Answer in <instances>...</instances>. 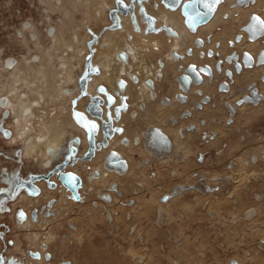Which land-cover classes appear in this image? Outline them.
<instances>
[{
	"label": "rangeland",
	"instance_id": "1",
	"mask_svg": "<svg viewBox=\"0 0 264 264\" xmlns=\"http://www.w3.org/2000/svg\"><path fill=\"white\" fill-rule=\"evenodd\" d=\"M111 2V0H61L57 5L56 2L54 4V0H0V81H8L5 78L7 74L5 72L8 70L4 72L2 69V61L8 57L20 61L18 74L22 73L18 91L14 92L11 98L13 102L12 108L9 107L10 116L4 124L12 131L14 140L10 139L12 135L6 138L0 132V192H9L18 176L27 178L31 174H47L64 160L71 141L76 137L80 138L77 144L78 154L80 149H84L81 155L87 151L88 146L85 142L87 130L83 120L78 119L76 115L80 113L84 119V108L75 109V96L55 103L53 95H57L56 81L60 78L66 81L68 74H71V65H74L73 73L78 81L79 92V79L86 70L88 52L82 55L78 53L77 47L81 46L78 42L83 37L86 38L87 47L90 40L89 26L101 32L109 23L108 11L114 6ZM255 3H257L256 7H261L264 0H257L253 4ZM27 21L33 23L32 29L39 30L38 36L42 42L39 45L40 49L31 43V50H28L24 45L25 42L20 41L22 39L20 31L24 30L23 23ZM49 27L55 29L56 39L47 35ZM217 29V33H221L223 27L219 26ZM98 43L96 53L101 52ZM43 47L46 51V63L49 61L51 64L52 60L51 67L56 72L60 63L65 62L66 66L68 63L61 77L53 79L49 76L50 83L48 80L46 83L41 77L37 66L25 65L24 60L26 56L36 54L41 56ZM161 47L166 57L167 53L164 52L167 48L165 45ZM194 50L199 49L194 48ZM76 53L79 55H75ZM160 56L162 55H158V58ZM80 59L82 64L78 63ZM150 60L154 64L155 56H149L148 61ZM94 63L99 65L95 60ZM165 68L169 73H175L173 72L175 68L171 64L166 65ZM32 82L36 83L34 90L30 85ZM214 82L213 78L209 83ZM216 82L218 83L214 95L205 94L200 90L202 94H199V99L193 102L192 109L186 106L176 111L179 114L186 110L182 118V114H179L178 120L190 119L188 115L193 116L192 121L198 120L199 125L203 127L201 131L203 133L193 136L195 145L190 147L191 150L186 154L182 151L175 154L173 149L174 156L171 158L172 153L168 154L167 150L152 147L155 153L168 158L167 160L170 159L167 165L160 162L156 156L149 154V149L143 145L142 131L145 127L154 124L146 123L145 112L139 115L138 120L124 115L121 123L125 131L127 129L128 135L140 126L142 129L132 140L124 131L125 135L120 134L119 144L121 146L142 144L143 148H136L132 153L133 162L126 157L128 165L121 172L110 171L105 167L104 159L108 151L103 157L100 168L93 171L97 170L99 173L101 170L110 171L117 177H124L128 175L132 166L133 173L136 174L134 175L142 178L143 174L137 175L140 172L138 169L145 168L146 180L150 185L146 186L136 179L137 182L133 183L131 190L126 192V186L122 188L119 180H111L109 185L101 184V194L97 197L86 198L84 180L86 177L89 181L94 179L90 177L91 173L86 177L85 173L89 172V166L97 164L103 153L101 151L107 147L101 145L96 149L92 159L79 158L80 160L70 165V167L79 166L78 174L82 178L79 200L72 198L71 191L59 183L57 177H53L57 182L55 188L49 186L45 180H40L38 185L41 192L37 195H30L24 187L19 186L11 199H5L0 205L2 264H264V108L240 114L237 110L242 104H249L257 109L260 103L264 102V96L260 97L263 89L260 87L259 78L250 84L244 83L239 86L235 85L234 80H230L234 92L239 93V97L235 103L227 104L226 108L221 95L228 92L222 86L218 89L220 80ZM160 83L162 92L172 95L174 92L172 84L170 85L167 79ZM9 87L7 84L2 87L0 82L1 95L6 94ZM68 87L76 88L72 83L68 84ZM253 89L260 90L256 93L255 100H251L249 95H246L252 93ZM36 90L42 96H39ZM234 92L224 98H235ZM23 94L21 103L18 96ZM143 94L148 97L147 92L143 90L141 99ZM208 95L210 97L207 98ZM160 96L158 99L164 107L171 105L170 97L171 103L167 105L164 99L166 96ZM35 100L38 101L37 105L33 103ZM191 101L190 98L186 103ZM210 101L215 104L208 103ZM218 101L223 103L224 112L219 116L215 115V118H210L207 112L216 108ZM194 103L197 105L194 106ZM254 103L257 104L256 107L253 106ZM59 104L64 105L65 111H58ZM21 106L33 108V123L38 122L42 117L51 120L50 114L61 121V124L63 123V147L53 166H45L44 162L47 158L40 155L44 152V147L48 146L43 142L48 133L45 125L39 127L37 131L36 129L30 131L35 135L34 143L37 147L32 155H25L23 139L17 134V126L12 125V117L18 115L17 112L20 110L18 108ZM156 107L157 104L152 102L146 113L152 112ZM225 111L228 114L226 120H224ZM174 116L163 120L169 119L170 124L176 126L177 123L173 124V119L176 118ZM126 119H131L134 124L128 125ZM154 120L155 123L159 122L156 118ZM189 124L188 129L192 132L196 126L192 122ZM216 126L223 128L224 131L222 133L214 131L209 137L206 133ZM179 136L182 137L180 134ZM136 137L140 138L138 145L134 142ZM96 140L101 141L98 136ZM186 140L184 139L180 144ZM38 147H43V150H37ZM96 153L99 156L95 159ZM146 158H154L155 161L151 160L147 165ZM80 161H89V164L82 165ZM112 184L114 190L111 189ZM176 190L181 192L175 195L173 193ZM183 192L186 193L181 195ZM28 197L33 198L28 199ZM174 197L176 198L170 201ZM60 198L63 202L60 201L55 209L53 205L48 207L45 204L50 200H55L56 203ZM92 200H100L103 203L97 207L98 209L100 207V211L92 209L95 208L92 206L94 202ZM168 201L169 204H166ZM135 206L136 208H133ZM37 259L42 261L38 262Z\"/></svg>",
	"mask_w": 264,
	"mask_h": 264
},
{
	"label": "flooded vegetation",
	"instance_id": "2",
	"mask_svg": "<svg viewBox=\"0 0 264 264\" xmlns=\"http://www.w3.org/2000/svg\"><path fill=\"white\" fill-rule=\"evenodd\" d=\"M111 1L114 3V6H112L108 11V22L109 23L104 26V28L101 32L94 30V28L91 25L88 28V31L90 34L89 35L90 40L88 41V46L86 47L87 52H88V58L86 61V70H85L84 74L82 75V77L85 74H87V76L89 77L88 81H90V82L88 83V89L91 91V93H96L97 85L102 84V83L105 84L111 92H115V90L118 89V86H117L118 81L120 79L126 80V82H127L126 88L121 90V94L125 95V96H126V94H128V91H127L128 87L129 88L137 87V85H135L136 83L134 84L131 81H127L128 77L130 79H132L133 77H137V74L139 75V78H140V82H139L138 86L140 87V89L142 91L143 90L148 91V88L140 85L141 83H143V80L146 77H152L156 82H158V85L160 84V82H163L166 79L168 80V82H170V85L172 84V86L174 88L173 89L174 92L172 93V95H170V98L173 99V102L170 106L164 107L158 98L153 99L154 101L149 99V95H150L149 94L148 98H147L148 101L145 100L147 102H142L141 104L139 103V105L137 107V111H134V116L132 117L133 119L134 118L137 119V118H139V115L141 113L145 112V119L147 121L146 123L147 124L154 123V124H151V125L145 127V129L142 131L143 145H145V148L147 147L149 149V151H150L149 154L153 155V157L156 156V158H158V160H160V162L164 163V165H167L170 159L167 160L168 158L166 159L165 157H161L160 155L155 153L154 149H152L153 144H154L153 131L155 130V128H161L162 130H165L169 136L172 135L171 137L173 139L175 154L176 153L178 154L179 151H182V153H184V154L188 153L189 150H191L192 146L195 145L194 141H193V136H195L199 133H203V132H201V131H203L202 125L201 126L199 125L200 122H198V120L196 122H194V121H192L193 116L189 117V115L188 116L185 115L190 119H184V120L180 121V120H177V118H175L176 123L178 125L176 124V126H172L170 124L169 119H167V120H163V119H166L172 115H175L178 108L190 106L192 109L193 108V102L198 100L199 96H200L196 92L198 89H201L205 94H212L213 92L216 91V86H217L216 83H218L216 81L220 80V82L218 84V89L220 86H222V88H224L225 90H227L226 92H228V93H223V95H221V100L225 103V106L227 108V104L235 103V101L239 97L238 96L239 93L234 92L233 87L230 83V80H233V77H234V82H235L236 86H239V85L244 84V83L250 84L253 82V80L255 81L259 77L260 87L261 86L264 87V72L263 73L261 72L262 73L261 75H258V77H256L255 79H253L251 81L244 82V83L240 82L239 84L236 82V77H235L236 75L241 76L244 73L245 68L249 69V68H253L255 66L259 67V66L264 65V48H261L257 52L256 56H253V54H251L248 51L247 52L244 51L245 52V53L243 52L244 55L243 54L240 55V53H239L240 51L238 52L235 49V46L238 49L237 45L239 43L236 44L237 40L241 41V40L246 38L245 36H247L246 39L249 40L250 42L262 40L263 42H261V43L264 44V31H257L256 29H252V26L254 24H256L258 26V21L254 19L255 17H259L260 20H264V18L261 15H259L257 13V11L252 10L250 12V14L251 13H253V14L249 15L250 17L245 22V24L243 26H241L239 33L236 35V37L234 39H233V37L235 34L232 37H226V36L224 37L223 36L224 33L231 35L234 32V31H231L232 29L229 26L230 22H227L230 19L229 10H235L236 11L237 6H241L239 8H243L244 10L249 9L250 7H253L254 5H256V4L253 5V3L256 0H230V1L229 0H220V3L215 4L214 10L211 12H209L208 9L204 6L205 3L210 2V0H111ZM232 4L235 6V8H232L233 7ZM221 6H224L225 10H220ZM219 11L223 12L222 13L223 22L216 24V26L211 28L209 31L204 30L202 32L201 29L203 27L209 26V24L215 18V16H217ZM174 16H176V18H177V21H178L177 23H175L173 21ZM189 17L192 18L191 22L189 21ZM219 26L221 28L223 27V30L221 33L220 32L217 33L218 32L217 28H219ZM49 28H47V35L50 37V35L48 34ZM250 29H252V30H250ZM23 32H24V30L20 31V34L22 35V39H20V41H22V42H24L23 41ZM102 32H104V33L102 34ZM107 33H109V34L107 35ZM110 35L113 36L110 39L114 38V40H111L106 45L108 47L107 48L108 49V51H107L108 67H110L109 68L110 73L108 74L109 81L106 82V81H102V80L98 79V77H100L103 73V68H102L101 62L103 59H106V56L101 52L96 53V50H97L96 44L99 42L98 46H100L101 41L103 39H105V37H109ZM135 35L138 38H136ZM51 37H53V36H51ZM159 37H160V40H158ZM214 38H216V39H214ZM213 39H214V41H213ZM158 41L161 43L159 44ZM223 41L227 42V48H229L231 51V52L229 51L230 55L228 54L229 52L227 53L228 55L226 56V58L221 57L222 55H226V54H223L220 52V48L222 46ZM228 41H229V44H228ZM249 41H246V42H249ZM161 45L162 46L165 45L167 48V49H165V52H164V54L167 53L166 57L163 55V52L161 50L162 49ZM194 48H198L199 50H194ZM199 51L201 52L200 53L201 56L209 57L208 59H214V61H213L214 63L216 61L215 65H212L210 63H205L204 65L201 64L205 70H208L210 72V75L208 74V76L210 78H214L215 82L213 84H210L208 82V79L206 78L205 83L202 84L200 87H198V86L191 87V91L188 94V96L191 98L192 101L190 103H187V104H181V103L175 101V98H174V94L178 90V84L175 81V77L177 76V74H179L178 71L181 70V66L186 67L189 64L188 63L185 65L184 64L185 60L187 58H191L192 57L191 55H193V53H194L193 56H195L196 55L195 52L197 53V56H198ZM121 54H125V59L122 57ZM158 55H162V58H164L165 66L166 65L169 66L171 64V66L173 68H175V69H173V72L175 71V73H173V74L169 73L168 70H166V68L164 66L163 77L159 78L156 76L157 67L154 66L153 69L148 68V66L151 64L148 61L146 62V59H148L147 57L155 56V59H157ZM185 56H187V57H185ZM8 58H14V57H8ZM8 58H6V59H8ZM251 58H253V59H251ZM6 59L4 61H2V69L4 70V72L8 68V63L6 62ZM200 59H206V58H200ZM15 60H17V58H15ZM94 60L97 61L99 63V65L95 64ZM178 60H180V62H177ZM228 62L230 64L233 63V68H227L224 70V66ZM140 63H143V65H147L144 67V70H145L144 72L137 70L139 68ZM15 64H17V62H15ZM143 65H142V67H143ZM3 67L4 68L7 67V68L4 69ZM129 68L131 70H129ZM7 70L10 71V69H7ZM130 71H133V72H131V74H130L129 73ZM223 71H224L225 77L223 76V74L217 73V75H221V77L218 80H216L215 73L216 72L222 73ZM134 72H136L137 74ZM235 72L236 73L241 72V73L240 74H234ZM5 73H7V71ZM132 73L134 76H130V75H132ZM7 75H8V73L6 74L5 78L9 80V78L11 76L10 75L7 76ZM96 77H97V79H95ZM0 82H1V84L3 82V85H6V84L8 85V81L1 80ZM77 82L78 81L75 80L73 83V85L76 87L75 89L72 87L69 88L68 86L65 88L69 92V93L68 92L67 93L72 94V95L65 97L63 100L70 99V97H72V96L73 97L77 96V93H78ZM233 86H234V84H233ZM236 86H235V88H236ZM259 91L260 90L255 91V89H253L251 91L252 93H249L246 95H249L248 97L251 100H255L257 97L256 93L257 92L259 93ZM262 91L264 92V89ZM0 92H1V90H0ZM231 92H234L233 94H234L235 98L225 99L224 97H227L228 94ZM263 92H260L261 98H263V96H264ZM147 94H148V92H147ZM158 95H159L158 97H161L160 96L161 93H159ZM213 95H214V93H213ZM4 97L7 98V100H8V97H6L4 95L0 96V100ZM208 97H210V96L208 95L207 98ZM88 99H89L88 97L87 98L84 97V98L80 99L78 101L79 106L77 104L76 108H78V109L85 108L86 104L88 102ZM8 101H7L6 107L2 106L0 103V109L2 112V117L0 118V122L2 123L3 126L6 123L7 118L10 116V113H11V112H9L10 108L8 106L9 105ZM152 102L157 104L156 109H154L152 112L149 111L150 113L149 112L146 113L147 108L149 107V105ZM216 102H217V100H216ZM197 103H196V105H197ZM208 103H211V101ZM116 104H120V96H116ZM211 104H215V102H212ZM242 106L243 105H241L237 108L239 114L244 113V112H240V110H239V108ZM253 106L256 107L257 104H255ZM223 107H224L223 103L218 101V105L216 104V108L215 107H214L215 109L213 108L214 110L213 109L208 110V112H207L208 116L210 118H215V115L219 116L221 113L224 112ZM90 108L92 109V111L94 113H99V109H97L96 107L90 105ZM260 108H264V102L260 103V105L257 107V109H254L250 105V108H248V110H246V111L254 112V111L259 110ZM65 109L66 108L64 107V110ZM112 109H113V107H112ZM103 110H104V117L106 118L105 114H106L107 109H106L105 105H104ZM184 111H186V110H183L180 114H184L183 113ZM68 112H69V109H68ZM129 112H131V109H128V111H126L122 114V119H123L124 115L129 113ZM112 115L115 116V113H113ZM224 115H225L224 120H226L228 117V114L226 111H225ZM158 117H160V118H158ZM155 118L158 119V121H159L158 123L154 122ZM122 119L119 122L117 121L118 119H116L114 121V124L117 126L121 125ZM175 119H174V121H175ZM161 120H163V121L161 122ZM189 122L194 123L196 126L195 130H192V132L189 131V129H188ZM203 126H205V124ZM179 127H186V128L181 129ZM178 128H179L180 132H182L186 135V137L180 138V136L177 132ZM141 129H142V127L140 126L136 131L131 132L130 135H128V133L126 132L127 129H126V131L125 130L124 131L127 134L126 136L132 140L135 135L140 134ZM214 131L217 133H222L224 130H223V128L216 126L215 128H211L206 134L210 137V136H212V133ZM123 134H124V132L121 135H123ZM11 135H12V137L10 136L11 138L10 137L9 138L14 140L13 134H11ZM121 135L119 133H116L115 136L109 140V145L101 151L103 153L101 154V157L98 159L97 164L95 166H89V172L85 173V177L89 173H91L90 177H92V178H96L93 176V174L95 176H99V174H100V176H102L101 178H99V179L96 178L93 181H89L87 179L88 177L85 178L84 186H86V190H85L86 198H89L92 196L97 197L99 194H101V189H100L101 184L104 185L105 183L106 184L108 183L107 185H109L111 180H119L122 188H124V186H126V189H125L126 192L131 190V186L133 185V183L137 182L136 179H139L138 182H141V183L145 184L146 186L150 185V183L146 180L145 168L138 169V170H140V172L137 173V175L143 174L142 178L135 176L136 174L133 173L132 166H131V170L128 173V175H126L124 177H117V176H115L114 173L106 172L104 170H101L100 173L97 170L93 171V169L100 168V165H102V163H103V157H104L105 153L108 151L106 156H105L104 163L112 165L111 167H115L116 170H114V172H121L122 168H121V164H119L117 162L118 160H116V159H111V160L109 159V161L106 160L109 153L114 151L112 149H116L117 151L123 153L130 161H132L133 160L132 153L135 151V149L136 148H139V149L143 148L142 144L138 145V146H134L133 144L121 146L119 144V140H121L120 139ZM98 137L101 140L100 143H103V140H102L103 135H102L101 131L99 132ZM6 138H8V137H6ZM184 139H187V140L184 143L180 144V142H182ZM62 142L63 141H62V137H61V144H62ZM85 142H87V139H85ZM185 145H186V148H185ZM87 146H88V142H87ZM62 147H63V145H62ZM182 147L184 149H182ZM41 148L43 149V147H41ZM79 151L80 152L78 155H79V158L81 159L84 156V155H81V153L84 151V149H80ZM97 153H96V155H97ZM59 154H60V152H59ZM70 154H71V150H68V153L66 154L64 160L61 163L67 161V159H66L67 155H70ZM58 156L53 160V162L51 164H48L46 166L47 167L51 166V165L53 166L55 164L54 162L56 161ZM98 156H99V154L95 157V159ZM79 158L72 157L70 162L68 164H66L65 170L73 169L74 171L79 173V170H78L79 166H77V167L71 166L70 167V165H73V163L80 160ZM146 159L147 160H145V164H147V165L151 160L155 161L154 158H146ZM162 159H164V160H162ZM106 161H107V163H106ZM45 162H46V160H45ZM61 163H59V164H61ZM134 163H136V162H134ZM59 164L55 165V167L47 173V174H49V173L51 174V178L49 180L34 179L33 175H37V174H31L27 178L18 176L17 180L13 183L12 188L9 192H0V205L2 204V202L5 199H7V198L11 199L19 186L24 187L25 190L27 191V193L30 195H33V192L36 191V188H34L33 185L34 184L38 185V182L40 180H45L49 186H51L52 188H55L57 185V182H56V179H54L53 177H57L56 169H57V166ZM80 164L86 165V164H89V161H82V162L80 161ZM86 168H88V167H86ZM57 180H58V178H57ZM113 188L114 187L112 184L111 189L114 190ZM40 192H41V188L39 186V193ZM176 192H178V191H176ZM186 192H189V191L186 190ZM186 192L181 193V195H183ZM65 193H66V189H65ZM80 193H81V189H80ZM70 195L72 196V198L75 199V197L73 196L72 193ZM30 198H33V197H28V199H30ZM37 198H35V199H37ZM175 198L176 197L172 198L170 201H172ZM60 201H62V198H60L59 201H57L56 203H55V200H50L49 202L46 201L45 204L48 207L53 205L52 207H53V209H55V206H57ZM92 201H94V202H92V206L95 207L92 209H94V211H98V210L100 211V207H99V209L97 207L102 205L103 203L100 200H92ZM170 201H168L166 204H169ZM96 204H97V206H95ZM133 208H136V206ZM23 221L24 220H21V222H23ZM46 222H48V220ZM43 254H44V252H43ZM36 261L39 262V261H42V259H39V260L37 259ZM0 264H2V258H0Z\"/></svg>",
	"mask_w": 264,
	"mask_h": 264
},
{
	"label": "bare ground",
	"instance_id": "3",
	"mask_svg": "<svg viewBox=\"0 0 264 264\" xmlns=\"http://www.w3.org/2000/svg\"><path fill=\"white\" fill-rule=\"evenodd\" d=\"M60 1L61 0H54V4H55V2H56V4L58 5V2H59V4H60ZM230 1V0H229ZM257 1V0H256ZM81 2V1H80ZM85 3V2H84ZM234 4V3H233ZM232 4V8H235V6ZM256 5H254L253 7H250L249 9H246V10H244L243 8H239V7H241V6H237V9H236V11L235 10H229V15H230V19H229V21H227V22H230V27H231V31H234L231 35H228V34H226V33H224L223 34V36L225 37H232L234 34V37H233V39L236 37V35L239 33V31H240V28H241V26H243L244 24H245V22L248 20V18L250 17L249 15H250V12L252 11V10H255V11H257V13L259 14V15H261L263 18H264V4H262V5H260L261 7H256L257 6V3H255ZM84 6V5H83ZM87 6H89V4L87 5ZM220 10H225L224 9V6H221L220 7ZM227 12V11H226ZM222 11H219V13L217 14V16H215V18L211 21V23L209 24V26H206V27H203L201 30H202V32L204 31V30H210L211 28H213L214 26H216V24H218V23H220V22H223V20H222ZM255 13V12H254ZM236 14V15H235ZM238 14V15H237ZM235 15V16H234ZM173 21L175 22V23H177L178 21H177V18H176V16H174V18H173ZM23 27H24V32H23V41L25 42L24 43V45L26 46V48L28 49V50H31V48H30V44L32 43V44H34L36 47H37V49H40V43H42L41 42V39H40V36H38L39 35V30L37 29V28H34V29H32L33 27H34V25H33V23H31V22H25L24 24H23ZM240 27V28H239ZM32 29V30H31ZM239 30V31H238ZM237 32V33H236ZM243 33V32H242ZM48 34L50 35V38H51V36H53L52 37V39H56V32H55V29L53 28V27H50L49 28V30H48ZM114 34V33H113ZM117 34V33H116ZM136 34V33H135ZM137 35V34H136ZM135 35V37L136 38H138L137 36ZM242 35V34H241ZM47 36V35H46ZM83 37V36H82ZM111 37H113L112 35H110L109 37H105V39H103L102 41H101V45H100V47H101V53H103L105 56H106V59H103L102 60V62H101V64H102V68H103V73H102V75L100 76V77H98V79L99 80H102V81H106V82H108L109 81V76H108V74L110 73V67H108V61H107V57H108V54H107V51H108V47L106 46L111 40H114V38L113 39H110ZM116 37V36H115ZM247 38V37H246ZM243 39V40H237V42H236V44L237 43H239L238 45H237V47H238V49L236 48V46H235V49L240 53V55H242L243 54V52L244 51H248V52H250L251 54H253V56H256V54H257V52L261 49V48H264V44H262L261 43V41L260 40H257V41H252V42H250L249 40H247V39ZM77 39V38H76ZM214 39H216V38H214ZM214 39H213V41H214ZM59 40V39H58ZM224 40V39H223ZM86 38H82L78 43H80L81 44V46H78L77 47V52L78 53H80L81 55L82 54H84V53H86V51H87V48H86ZM246 41H249V42H246ZM241 42V43H240ZM232 43V42H231ZM159 44H160V42H159ZM228 44H229V41H228ZM234 44V43H233ZM73 45V44H72ZM75 45H77V44H75ZM44 46V45H43ZM209 46V45H208ZM232 46V45H231ZM74 48V47H73ZM72 48V49H73ZM231 48V47H230ZM71 49V48H70ZM182 49V48H181ZM74 50V49H73ZM232 50V49H231ZM230 49L229 48H227V42L226 41H223L222 42V46H221V48H220V52L221 53H223V54H226V55H222L221 57H225L226 58V56L229 54L230 55ZM41 52H42V55L41 56H39L38 54H36V55H31L30 57H24V60H25V65H28V66H37L40 70L38 71L39 72V74H41V77L45 80V82L46 83H48V81H49V76L50 77H52L53 79L55 78H58L59 76L61 77V73H62V71H64L65 70V67H68V63H67V66H66V64H65V62L64 63H60V66H59V68H58V70H57V72L54 70V68H52L51 66H52V64H53V62H52V60H51V64L49 63V61L46 63V51H45V49H44V47L41 49ZM229 52V53H228ZM98 53V52H97ZM201 52H199V54H200ZM228 53V54H227ZM245 53V52H244ZM141 54V53H140ZM195 56H193L194 55V53H193V55H191L192 57L191 58H187L186 60H185V65L186 64H188V63H196V64H198L199 66L201 65V64H205V63H210V64H212V65H215V63H216V61H215V63L213 62L214 61V59H208V58H206V59H200V58H205V56H201V54L199 55V57L197 56V53L195 52ZM249 54V53H248ZM75 55H77V53L75 54ZM79 55V54H78ZM77 55V56H78ZM244 55V54H243ZM189 56V55H188ZM51 57V56H50ZM82 57V56H81ZM134 57V56H133ZM60 58V57H59ZM66 57H64V59H65ZM73 58V57H72ZM213 58V57H212ZM67 59V58H66ZM71 59V58H70ZM84 59V58H83ZM251 59H253V58H251ZM33 60V61H32ZM50 60V59H49ZM78 60V59H77ZM68 61H70L69 59H68ZM6 62L8 63V68L7 69H10V71H7V73H8V75H10L11 77L9 78V80H8V85L10 86L9 88H8V92L6 93V94H4V96H6V97H8V100H7V98H2L1 100H0V103H1V105L2 106H4V107H6V105H7V101H8V106L9 107H11L12 108V95L14 94V92H16V91H18V84H20V81L22 80V76H21V74H18V70H19V60L17 59V60H15V58H8V59H6ZM15 62H17V64H15ZM72 62V61H71ZM23 63H24V61H23ZM70 63V62H69ZM79 64L81 63V59L79 60V62H78ZM83 63V62H82ZM81 63V64H82ZM32 64H35V65H32ZM238 64V63H237ZM197 65V66H198ZM250 65V64H249ZM253 65V64H252ZM202 66V65H201ZM187 67V66H186ZM186 67H183V66H181V70L180 71H178L179 72V74H177V76L175 77V81L177 82V84H178V90L175 92V94H174V98H175V101H177V102H179V103H181V104H187L186 102H189V100H190V97L188 96V94L190 93V91H191V87H193V86H198V87H200L202 84H204L205 83V81H206V78L208 77V80H209V82H212L213 81V78H210L209 76H206V74H204V73H202V76H203V79H204V81H203V83H201V84H195V83H192L191 84V87H190V90L188 91V92H185L184 90H183V88L180 86V84H179V82L176 80L177 79V77L180 75V74H182L183 72H184V70H185V68ZM4 68V67H3ZM6 68H4V69H6ZM73 68H74V65L72 66L71 65V74H72V76H71V74L69 73L68 75L69 76H67L66 77V81H64V80H62V78H60L58 81H56L57 82V89H56V92H57V95H53V99H54V101H55V103H58V102H61V101H63V99L65 98V97H68L70 94H68L69 92H68V90L67 89H65L67 86H68V84H70V83H74V81L76 80V78H74L75 77V75H74V73H73ZM101 68V69H102ZM227 68H233V63L232 64H230L229 62L228 63H226L225 64V66H224V70L225 69H227ZM6 69V70H7ZM30 69V68H29ZM66 69H68V68H66ZM216 69V68H215ZM222 69V68H221ZM220 69V70H221ZM5 70V71H6ZM60 71V72H59ZM76 71V70H75ZM243 71V70H242ZM67 72V71H66ZM117 72V71H116ZM264 72V65H262V66H259V67H257V66H255V67H253V68H245V70H244V73L241 75V76H235L236 77V82L239 84L240 82H248V81H251V80H253V79H255L256 77H258V75H261L262 73ZM47 73H48V75H47ZM65 73V72H64ZM217 73H219V74H223V76L225 77V74H224V71L222 72V73H220V72H216L215 73V77H216V80H218L220 77H221V75H217ZM241 73V72H240ZM240 73H234V74H240ZM7 75V76H8ZM229 75V74H228ZM111 78V77H110ZM259 78V77H258ZM95 79H97V77L95 78ZM48 80V81H47ZM233 80H234V77H233ZM10 81V82H9ZM64 81V82H63ZM51 81H49V83H50ZM28 83V82H27ZM12 85V86H11ZM31 86H33V90H34V86H36V83L35 82H32L31 84H30ZM29 85V86H30ZM4 85H3V82H2V87H3ZM54 87H56V86H54ZM213 87V86H212ZM262 88H263V86H261ZM264 89V88H263ZM201 89H198L196 92H198L197 94H202V92L200 91ZM36 92L37 93H39V91L38 90H36ZM68 92V93H67ZM178 94H183V96L185 97V100H182V98H178L177 96H178ZM41 95V93H39V96ZM0 96H1V93H0ZM22 96V95H21ZM21 96H18L19 97V100H20V102L22 103V101H23V98H24V94H23V96L21 97ZM42 96V95H41ZM25 97H26V95H25ZM164 99H166L165 100V104H167V105H169L170 103H171V99L168 97V96H166ZM26 102V100L24 99V103ZM41 102V101H40ZM172 102H173V99H172ZM35 105H37L38 104V101H34L33 102ZM172 104V103H171ZM32 105V104H31ZM243 106L242 107H240L239 108V110H240V112H246V110H248V108H250V105L248 104H242ZM30 106V105H29ZM194 106H196V103H194ZM241 106V105H240ZM33 107V106H32ZM58 107H60V109L58 110V111H65L64 110V105H60L59 104V106ZM18 109H20L19 110V112H17L18 113V115H14L13 117H12V122H13V126L15 125V126H17V128H18V130H17V134H18V136L21 138V139H23V148H24V153H25V155L26 156H30V155H32V152H34L35 150H36V145H35V135H33V133H31L30 131H32L33 129H36V131H37V129L40 127H42V126H44L45 125V127H47V129H48V133H47V135H46V140L45 141H43L44 143H47L48 144V146L47 147H44L45 149H44V152H42V153H40V155H42V156H44V157H46L47 158V161L46 162H44L45 163V166L46 165H48V164H51L52 162H53V160L59 155V152H60V150L62 149V144H61V137H62V133H63V130H64V126H63V123L61 124V121H59V120H57L56 119V117L54 118V115L52 114H50V116L49 117H51V120H49V119H46V118H43L42 117V119L41 120H38V122L36 121L35 123H37V124H35V123H33V121H32V118L34 117L33 116V113H32V111H33V108H29V107H27L26 106V108H22V106L20 107V108H18ZM35 109V108H34ZM234 109V108H233ZM12 110V109H11ZM17 110V109H16ZM16 110H14L15 111V113H16ZM64 114H65V112H63ZM14 114V113H13ZM62 116V115H61ZM61 116H59V117H61ZM184 116V114H182L181 115V118ZM52 118H53V120H52ZM158 118H160V117H158ZM35 119V118H34ZM184 120V119H183ZM25 122V124L23 125V122ZM57 121V122H56ZM162 121V120H161ZM173 123L175 124L176 123V120L174 121V119H173ZM21 124V125H20ZM46 124H48V125H46ZM19 126H21V127H19ZM45 127H44V129H45ZM16 128V127H15ZM180 128V127H179ZM182 129V128H181ZM177 132H178V130H177ZM182 137L185 135L184 133H182V132H180V130H179V132H178ZM139 135V134H138ZM10 137V136H9ZM8 137V138H9ZM19 138V139H20ZM134 138V137H133ZM181 138V137H180ZM14 139V138H13ZM37 142H39V141H37ZM135 145H138L139 144V142H140V138H138V137H136L135 138ZM40 143V142H39ZM141 145V144H140ZM143 147V146H142ZM37 150H43L41 147H38V149ZM38 153V152H37ZM255 158V157H254ZM162 160H164V159H162ZM161 160V161H162ZM247 164H249V163H247ZM112 165H109V164H105V167L108 169V170H110V171H114V170H116V168L115 167H111ZM109 171V172H110ZM108 172V171H107ZM93 176L94 177H96V178H98V177H100V174H99V176H95L94 174H93ZM92 179H95V178H92ZM181 191H178V192H175V193H173V194H175V195H177V194H179Z\"/></svg>",
	"mask_w": 264,
	"mask_h": 264
},
{
	"label": "water",
	"instance_id": "4",
	"mask_svg": "<svg viewBox=\"0 0 264 264\" xmlns=\"http://www.w3.org/2000/svg\"><path fill=\"white\" fill-rule=\"evenodd\" d=\"M121 55L125 59V54H121ZM202 73L210 75V72L208 70H205L203 66H197V64L195 63H189L185 68L184 72L177 77V81L179 82L183 90L185 92H188L190 90L192 83L195 84L203 83L204 79ZM88 80L89 77L87 76V74H85L82 78L79 79L81 92H84V94L90 98L89 103L87 105V111L94 113L90 108V105L99 109V113H94V115L98 117L99 122L94 120L89 121L94 123L96 127L94 130L91 131L89 127L87 129L88 148L84 156L82 157L85 160L92 159L98 147H101V145L108 146L109 138L114 136L116 132L120 133L123 131L122 127L114 125V121L119 118L121 111L127 108L125 97L124 95L121 94V90H123L126 85L124 80H119V88L115 90V92H111L104 84H98L96 87L95 94L91 93L88 90V82H89ZM116 96H120V104H116ZM177 97L182 98V100H185L183 94H178ZM104 105L107 109L105 114L106 118L104 117V110H103ZM112 112L115 113V117H112ZM85 123L87 124L88 122L85 121ZM0 131L4 134L5 137H9L12 134V131L9 128L4 127L1 122H0ZM100 131L102 132L103 135L102 137L103 143H100V141L98 142L96 140V137L98 136ZM79 142H80L79 137H76L74 140L71 141L69 145V150H71V154L67 155L66 158L67 161L59 164L56 169L57 172L56 175L58 181L64 187L70 190L73 196L75 197V199L77 200L81 198L80 188L82 185V178L76 171L65 170V168H66V164L70 162L72 157L79 158V156H77L78 154L77 144H79ZM155 146L157 148L158 144H156ZM109 159L118 160L117 162L121 164L122 170L126 168V164L124 163L123 159L119 157L117 153L115 152L109 153L106 160L109 161ZM33 178L49 180L51 178V174L41 173V174L33 175ZM33 187L36 188V191L33 192V195H37L39 193V186L37 184H34Z\"/></svg>",
	"mask_w": 264,
	"mask_h": 264
},
{
	"label": "crops",
	"instance_id": "5",
	"mask_svg": "<svg viewBox=\"0 0 264 264\" xmlns=\"http://www.w3.org/2000/svg\"><path fill=\"white\" fill-rule=\"evenodd\" d=\"M148 58V57H147ZM148 61V59H146V62ZM151 65H149L148 66V68H150V69H153V67L155 66V67H157V73H156V76L157 77H159V78H162L163 77V69H164V66H165V61H164V59L162 58V56H160L159 58L157 57V59H156V61H155V63L153 64V63H151V60L150 61H148ZM142 65H143V63H140L139 64V71H141V72H144L145 70H144V67L145 66H147V65H143V67H142ZM131 72H133V71H130L129 73L131 74ZM138 72V71H137ZM134 73H136V72H134ZM137 74V73H136ZM130 76H134L133 75V73H132V75H130ZM120 80H123V79H120ZM125 81V84L127 85V82H126V80H124ZM127 81H131L132 83H136L135 85H137V87H135V88H127L128 90V94H126V96L124 95V97H125V101H126V104H127V108L125 109V110H122L121 111V113H120V116H119V120H121L122 119V114L124 113V112H126V111H128V109H131V112H129V113H127V114H125V116L127 115V116H129V117H133L134 116V111H137V106L139 105V103H142V102H147V101H145V100H147V96L146 95H144L143 97H142V99H141V93H142V91L138 88L139 86H138V84H139V82H140V78H139V75L137 74V77H133L132 79H130L129 77H128V80ZM103 84V83H102ZM161 84V83H160ZM160 84L158 85V82H156L152 77H146V78H144V80H143V83H141L140 85H142V86H145L146 88H148V95H149V99H151V100H153V99H157L158 98V94L159 93H161V95H165V96H168V97H170L169 95L171 94H166V93H163L162 92V90H161V88H160ZM105 85V84H104ZM126 85H125V88H126ZM106 86V85H105ZM118 88H119V81H118ZM79 92H78V94H77V96H75V98H74V100H75V104H74V106H75V109L76 110H79L78 108H76L77 107V104H78V101L80 100V99H82V98H84V97H88V96H86L85 94H84V92H81V88H80V85H79ZM89 90V89H88ZM157 90V91H156ZM90 91V90H89ZM91 92V91H90ZM159 92V93H158ZM93 94H95V93H93ZM89 98V97H88ZM89 100H90V98L88 99V102H87V104H86V107L84 108V111H83V113H84V119H83V124H84V126H85V128H86V130L88 129V127H86V123H85V121H87V122H89V121H92V120H94V121H97V122H99V119H98V117H96L95 115H94V113H91V112H89V111H87V105H88V103H89ZM130 104V105H129ZM103 109H104V106H103ZM181 113V112H180ZM179 113V114H180ZM112 114H113V112H112ZM179 114H177V112L175 113V117L177 118L178 116H179ZM112 117H115V116H113L112 115ZM177 120H178V118H177ZM126 122H127V124L128 125H130V126H132L134 123L133 122H131V119H126ZM115 125V124H114ZM115 126H117V125H115ZM119 127H122V132H116V133H119V134H122L123 132H124V130H125V127L121 124V125H119ZM115 133V134H116ZM88 134V133H87ZM115 134H114V136H115ZM162 134H164V135H162ZM114 136H112V137H110V138H113ZM164 136V137H163ZM153 137H154V144H153V147L154 148H156V144H158V147L156 148V149H165V150H167L168 151V154H171L172 153V156H171V158H173V156H174V152H173V149H174V144H173V139H172V137L171 136H169L168 134H167V132L166 131H163V130H160V128H155V130L153 131ZM110 138H109V140H110ZM156 138V139H155ZM86 139H87V136H86ZM159 142H158V141ZM88 142V141H87ZM109 145V144H108ZM88 148V147H87ZM167 151H166V153H167ZM115 153H117L118 155H119V157L121 158V159H123V161H124V163L126 164V166L128 165L127 163V158H126V156L125 155H123V154H121L119 151H114ZM82 155H84V154H82ZM166 156H168V155H166Z\"/></svg>",
	"mask_w": 264,
	"mask_h": 264
},
{
	"label": "snow or ice",
	"instance_id": "6",
	"mask_svg": "<svg viewBox=\"0 0 264 264\" xmlns=\"http://www.w3.org/2000/svg\"><path fill=\"white\" fill-rule=\"evenodd\" d=\"M218 3H220V0H210V2H206L204 6L208 9L209 12H211L214 10V5L218 4ZM254 19L258 21V26L256 24H254L252 26V29H256L257 31H264V20H260L259 17H255ZM189 21L190 22L192 21L191 17H189ZM252 29H250V30H252ZM76 115H77L78 119L83 120L82 114L77 113ZM86 127H89V129L91 131V130L95 129L96 125L92 122H88L86 124Z\"/></svg>",
	"mask_w": 264,
	"mask_h": 264
}]
</instances>
